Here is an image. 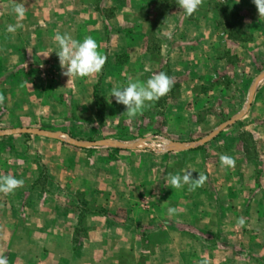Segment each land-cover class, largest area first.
<instances>
[{
  "label": "crops",
  "instance_id": "1",
  "mask_svg": "<svg viewBox=\"0 0 264 264\" xmlns=\"http://www.w3.org/2000/svg\"><path fill=\"white\" fill-rule=\"evenodd\" d=\"M17 2L0 0V131L134 140L151 123L167 141L180 142L178 132L164 134V122L177 124L192 96L204 91L200 85L209 82V91L225 76L229 57L251 61L255 79L264 71V17L252 0H202L192 16L177 0H23V27L9 33L7 26L18 22ZM57 32L94 38L107 57L102 71L62 75L53 52ZM159 72L174 86L134 118L108 97L114 87ZM243 117L239 139L225 145V130ZM243 117L193 148L186 172L202 175L204 183L195 190L187 185L186 201L174 196L168 205L154 192L158 164L147 163L145 151H89L28 133L0 135V176L24 180L14 194L0 193V255L8 264H129L119 254L131 251L133 227L143 223L156 228L134 264H184L185 258L186 264H264V77ZM221 155L233 157L235 166L222 167ZM143 200L150 210L141 208ZM82 202L91 209L84 211ZM168 208L176 213L169 216ZM168 221L192 225L187 232L194 236L176 241L181 231L165 226ZM229 233L244 235L245 244L220 241Z\"/></svg>",
  "mask_w": 264,
  "mask_h": 264
},
{
  "label": "rangeland",
  "instance_id": "2",
  "mask_svg": "<svg viewBox=\"0 0 264 264\" xmlns=\"http://www.w3.org/2000/svg\"><path fill=\"white\" fill-rule=\"evenodd\" d=\"M230 52V51H229ZM229 63V69L225 76L221 77V79L214 80L212 82L211 89L208 88L210 85L209 82L205 81L200 86H202V94H195V96H192L189 104H187L182 110H181V118L177 124L173 122V124H166L164 122V134H176L177 132L181 134L180 142H185L188 144H193L194 142L200 140L202 137L208 135L210 132H212L213 129H215L219 124L231 119L233 116H235L237 113H239L246 105L247 98L249 95V91L251 88V85L253 83V80L257 76V71L255 70V67H253V64L251 61H243V59L229 57L228 58ZM261 66V64H259ZM178 78L177 81H181L183 76L177 74ZM175 80V79H174ZM204 85V86H203ZM191 117L194 121L197 123L198 126L195 128L192 126V124L189 123V118ZM248 120V117H243L241 121H237L236 124H234L232 127L227 128L225 130V136L227 137L225 141V145H232L234 144V140L239 139L240 137V131L243 129L244 124ZM192 121V120H190ZM126 124V123H125ZM159 124V123H158ZM149 126H151V123H148L147 129L142 130L141 132L144 134L143 136L136 138L134 140H128V139H122L117 141H124V142H131L136 141L139 139H147L145 145L136 147L132 150L136 151H145L149 153L151 156H149V160L147 159V163L151 164V166L157 165L158 168V179L155 182V190L154 192H159L160 195H162L164 198L165 205L169 204V200H171L174 196L182 198L181 200L186 201V195H187V185H184L182 188H172L170 181H169V175H176V174H184L186 173V164L189 162V160H192L194 158V149L189 148L187 150H180L175 151L168 149L167 144L164 142V140H172L165 136H161L158 133H155V130H152ZM126 128V126L124 127ZM49 131H59V130H49ZM61 132V131H60ZM228 132V133H227ZM173 135V134H172ZM242 136V135H241ZM71 137V136H70ZM127 137H129L127 135ZM74 138L78 141H88L93 142L97 141L95 139L87 138V139H80V138ZM177 141V140H176ZM227 145V146H228ZM103 147V146H99ZM85 150L92 151L96 149L95 147H83ZM112 150H125L127 148H120V147H108ZM204 147L203 145L200 146L199 153L202 155H205L204 153ZM198 153V154H199ZM151 158H153L151 160ZM157 161V163H156ZM185 165V166H184ZM185 170V171H184ZM184 171V173L182 172ZM150 201L144 202V200L139 202L141 208L150 210L151 205ZM184 205V202H181ZM83 205V206H82ZM82 207L84 211L90 210L91 207L87 203L82 202ZM80 208V207H79ZM143 209V210H144ZM102 210V209H100ZM142 210V209H141ZM133 227V233H131V243L133 245V248L131 251H125L121 252L119 256L122 258H125L124 260L126 263H133L136 258L139 257L140 254L144 253L146 251V242H148V232L156 226L153 225H145L143 223H135ZM165 226L173 227L181 232L179 234L174 235L175 238L178 237L176 241H181L187 239L188 234L191 236L193 235V230H191V233L187 232V228H192V225H189L187 223L183 222H165ZM80 236L79 234L77 237ZM155 240V235H153ZM201 236L203 235H196ZM212 238L216 237L217 235L211 234ZM76 237V238H77ZM169 237V240H171L172 235L165 236V241ZM244 235L241 234H233L229 233L228 236L222 235V242L228 241L229 239L235 243L236 245H244ZM74 242L76 239H73ZM213 240V239H212ZM186 252V249L183 250ZM151 251H148L150 253ZM185 254L182 253V255L179 254V257L184 256ZM186 256V255H185ZM184 264L187 263V260L185 258Z\"/></svg>",
  "mask_w": 264,
  "mask_h": 264
},
{
  "label": "clouds",
  "instance_id": "3",
  "mask_svg": "<svg viewBox=\"0 0 264 264\" xmlns=\"http://www.w3.org/2000/svg\"><path fill=\"white\" fill-rule=\"evenodd\" d=\"M202 0H177L179 8L187 16H192L201 5ZM255 4L259 16L264 17V0H252ZM25 6L23 0L15 3L12 12L17 18L15 25H8L7 31L15 33L17 29L23 27L22 21L25 16ZM57 42V54L62 75L72 78H86L94 74H99L106 63L107 57L98 51V44L91 36H86L82 41L74 39L70 33L61 34L57 32L54 36ZM174 86L173 80L165 72L151 75L147 80H129L126 86L114 87L108 97H113L116 104L125 106V113L129 118H134L142 113L149 102L158 101L164 97ZM112 101L109 100V103ZM222 167H234L235 160L228 155L220 156ZM205 177L198 175V178L192 177V172L188 171L183 175H169V181L172 188H182L188 185L190 190H195L203 185ZM24 180L13 176H0V193L5 195L14 194L15 190L23 187ZM176 213L175 208H168L167 214L172 216ZM238 223L243 226L245 221L239 219ZM0 264H8L7 257L0 255Z\"/></svg>",
  "mask_w": 264,
  "mask_h": 264
},
{
  "label": "water",
  "instance_id": "4",
  "mask_svg": "<svg viewBox=\"0 0 264 264\" xmlns=\"http://www.w3.org/2000/svg\"><path fill=\"white\" fill-rule=\"evenodd\" d=\"M263 77H264V71L254 80L253 84L251 85L249 95L247 98V103H246L245 107L239 113H237L235 116H233L228 121L222 123L212 133H210L206 137H203L199 141L194 142L193 144H188V143L179 142V141L164 140V142L168 146V149L180 151V150H187L189 148H194V147L201 145L204 142L208 141L213 136H215L217 133H219L222 129L233 124L234 122L239 120L241 117H243L250 107V102H251L253 90H254L257 82L260 79H262ZM18 133H28V134H32V135L44 136V137L51 138V139H57V140L63 141L67 144L74 145L77 147H99V146H103V147H120V148H131V149H133V148L145 145V143L147 141V139H139V140L131 141V142L117 141V140H113V139L98 140V141H93V142L78 141V140H75L74 138H71L66 133H63L60 131H48V130L35 129V128H19V129L16 128V129L0 131V135H10V134H18Z\"/></svg>",
  "mask_w": 264,
  "mask_h": 264
}]
</instances>
